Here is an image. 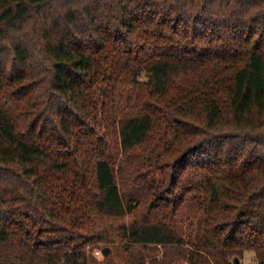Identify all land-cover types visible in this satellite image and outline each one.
I'll list each match as a JSON object with an SVG mask.
<instances>
[{
	"label": "trees",
	"instance_id": "trees-1",
	"mask_svg": "<svg viewBox=\"0 0 264 264\" xmlns=\"http://www.w3.org/2000/svg\"><path fill=\"white\" fill-rule=\"evenodd\" d=\"M99 244L264 264V0H0V264Z\"/></svg>",
	"mask_w": 264,
	"mask_h": 264
},
{
	"label": "rangeland",
	"instance_id": "rangeland-1",
	"mask_svg": "<svg viewBox=\"0 0 264 264\" xmlns=\"http://www.w3.org/2000/svg\"><path fill=\"white\" fill-rule=\"evenodd\" d=\"M144 79V77H142ZM185 216L184 218H186ZM182 231H185L186 229L182 228ZM104 248H107L106 254L102 253V250ZM99 251L103 254V259L98 260L96 258L95 253ZM91 254V263L90 264H125V258H126V250L121 247L120 245H105V244H99L97 247L93 248L90 251ZM235 259V258H234ZM233 259V260H234ZM247 257L245 254L241 259H239L240 264H245ZM232 260V263H233Z\"/></svg>",
	"mask_w": 264,
	"mask_h": 264
},
{
	"label": "clouds",
	"instance_id": "clouds-1",
	"mask_svg": "<svg viewBox=\"0 0 264 264\" xmlns=\"http://www.w3.org/2000/svg\"><path fill=\"white\" fill-rule=\"evenodd\" d=\"M96 258L98 260L103 259V254L99 251L95 253ZM245 256L247 257L245 264H259L258 260L256 259V252L254 249H249L245 252Z\"/></svg>",
	"mask_w": 264,
	"mask_h": 264
},
{
	"label": "water",
	"instance_id": "water-1",
	"mask_svg": "<svg viewBox=\"0 0 264 264\" xmlns=\"http://www.w3.org/2000/svg\"><path fill=\"white\" fill-rule=\"evenodd\" d=\"M106 251H107V248H104V249L102 250V253L106 254ZM233 264H240L239 259L235 258V259L233 260Z\"/></svg>",
	"mask_w": 264,
	"mask_h": 264
}]
</instances>
